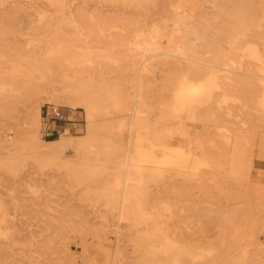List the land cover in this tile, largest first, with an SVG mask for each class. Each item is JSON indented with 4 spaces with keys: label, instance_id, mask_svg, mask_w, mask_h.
Listing matches in <instances>:
<instances>
[{
    "label": "rangeland",
    "instance_id": "374dc122",
    "mask_svg": "<svg viewBox=\"0 0 264 264\" xmlns=\"http://www.w3.org/2000/svg\"><path fill=\"white\" fill-rule=\"evenodd\" d=\"M242 1L255 24H263L264 0H0V237L5 232L23 238L12 251L0 254V264H140L129 246L123 249L128 244L127 220L118 216L119 195L110 194L112 182L123 180L115 167L123 161L125 146L111 138L97 141L83 158L67 149L71 165L65 166L35 156L17 138L28 93L42 96L39 120L47 104L59 106L70 120L48 139L86 134L82 109L47 99L61 91L55 64L46 62L48 55L57 57L58 43L80 44L94 36V45L107 50L103 68L125 87L142 61L126 53L127 41L153 23L162 25L163 15L171 23L172 7L179 5L188 15L185 27L212 40L231 26L230 15ZM159 10L162 17L157 19ZM189 37L196 41L194 34ZM254 80L257 95L261 86ZM249 111L250 107L233 108L236 128L249 127L241 123L252 117ZM258 141L257 137L250 164L237 177L224 172L227 164L220 159L218 177L210 175L202 188L188 187L176 194L175 215L169 221L183 230L188 227L192 236L207 237L193 251L200 255L197 260L264 264V152ZM100 164L109 168L101 172Z\"/></svg>",
    "mask_w": 264,
    "mask_h": 264
},
{
    "label": "bare ground",
    "instance_id": "6f19581e",
    "mask_svg": "<svg viewBox=\"0 0 264 264\" xmlns=\"http://www.w3.org/2000/svg\"><path fill=\"white\" fill-rule=\"evenodd\" d=\"M245 4L235 6L231 26L212 40L185 27L188 15L179 5L172 7L171 23L159 10L157 19L162 17L163 24L153 23L126 43V53L142 61L125 87L103 68L108 56L106 49L94 45V36L84 37L80 44L58 43L57 57L48 55L46 62L55 64L61 91L47 99L84 111L83 137L43 138L42 96L28 93L23 100L17 138L46 162L69 166L67 149L83 158L97 141L110 138L125 146L123 161L115 167L123 180L112 182L110 194L119 195L118 216L127 220L128 244L123 249L129 246L140 264H213L214 257L199 261L200 255L193 253L207 242L204 234L192 236L188 227L183 230L169 221L176 194L188 187L202 188L210 175L218 177L220 159L227 164L224 172L237 177L250 164L257 137L258 149L264 152V23L255 24ZM148 59L150 63L143 65ZM254 78L261 86L257 95ZM236 105L250 107L252 117L241 121L249 123L245 130L236 128ZM98 167L101 172L109 168ZM1 233L0 254L23 242Z\"/></svg>",
    "mask_w": 264,
    "mask_h": 264
},
{
    "label": "built area",
    "instance_id": "2783aa9c",
    "mask_svg": "<svg viewBox=\"0 0 264 264\" xmlns=\"http://www.w3.org/2000/svg\"><path fill=\"white\" fill-rule=\"evenodd\" d=\"M70 122L60 107L47 104L42 110L41 136L50 138L61 132L63 125Z\"/></svg>",
    "mask_w": 264,
    "mask_h": 264
}]
</instances>
